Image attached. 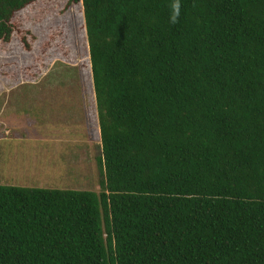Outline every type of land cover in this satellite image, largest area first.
Returning a JSON list of instances; mask_svg holds the SVG:
<instances>
[{
  "label": "trees",
  "instance_id": "1",
  "mask_svg": "<svg viewBox=\"0 0 264 264\" xmlns=\"http://www.w3.org/2000/svg\"><path fill=\"white\" fill-rule=\"evenodd\" d=\"M69 1L100 191L0 184V264H264V0Z\"/></svg>",
  "mask_w": 264,
  "mask_h": 264
},
{
  "label": "rangeland",
  "instance_id": "2",
  "mask_svg": "<svg viewBox=\"0 0 264 264\" xmlns=\"http://www.w3.org/2000/svg\"><path fill=\"white\" fill-rule=\"evenodd\" d=\"M0 37V184L100 191L81 3L34 0Z\"/></svg>",
  "mask_w": 264,
  "mask_h": 264
},
{
  "label": "clouds",
  "instance_id": "3",
  "mask_svg": "<svg viewBox=\"0 0 264 264\" xmlns=\"http://www.w3.org/2000/svg\"><path fill=\"white\" fill-rule=\"evenodd\" d=\"M172 8H173V15L171 19H172V22L175 23L177 21V18L179 16V11H180L179 0H176V2L172 5Z\"/></svg>",
  "mask_w": 264,
  "mask_h": 264
}]
</instances>
